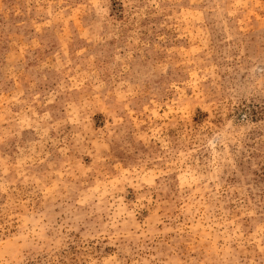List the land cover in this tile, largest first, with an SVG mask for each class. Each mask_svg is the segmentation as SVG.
Listing matches in <instances>:
<instances>
[{
	"label": "rangeland",
	"instance_id": "1",
	"mask_svg": "<svg viewBox=\"0 0 264 264\" xmlns=\"http://www.w3.org/2000/svg\"><path fill=\"white\" fill-rule=\"evenodd\" d=\"M0 264H264V0H0Z\"/></svg>",
	"mask_w": 264,
	"mask_h": 264
}]
</instances>
